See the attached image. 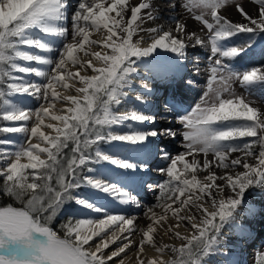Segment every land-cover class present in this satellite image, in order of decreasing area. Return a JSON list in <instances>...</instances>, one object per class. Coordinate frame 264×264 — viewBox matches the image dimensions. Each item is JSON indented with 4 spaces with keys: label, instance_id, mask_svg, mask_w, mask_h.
<instances>
[{
    "label": "snow or ice",
    "instance_id": "1",
    "mask_svg": "<svg viewBox=\"0 0 264 264\" xmlns=\"http://www.w3.org/2000/svg\"><path fill=\"white\" fill-rule=\"evenodd\" d=\"M255 2L260 5L258 18H253L240 5L236 6L243 18L252 25L248 26L233 23L218 13L217 10L224 7L227 0H187L183 6L188 11H199L195 19L202 21L208 30L206 39H202L195 32L186 33V25L177 22L174 31L185 35L178 38L177 35L162 28H151L146 30L151 43L141 46L145 37L140 33L145 30L137 22L143 20L142 10L151 7L149 2L141 0L133 6L129 4V0H111V3L105 6L97 0H80L71 16V42H66L62 49H57L52 43L43 42L41 38L36 37L34 30L67 41L68 0H0V85L6 83L5 77L11 80L5 87H0V119L21 122L18 126L0 127V133L23 134L29 141L23 143L10 139L0 140V145H13L15 148L14 151L0 148V162L4 164V167L0 168V176L4 177L2 190L5 195L21 204V207H14L11 204L0 206V264H108L113 257H118L129 248L132 243L130 240L109 255H105L104 249L110 244L116 240H128V236L117 235L115 230L107 239L101 234L113 225L118 226L120 234H131L136 218L114 215L108 205L119 203L140 207V201L126 188L121 187L119 178L116 182H110L89 175L88 173L93 171L89 165L108 162L124 170L147 169V163H133L102 151L99 147L100 142H127L136 145V151L139 152L148 137L177 135L171 129H166L163 133L155 130L115 133L112 130L113 125L124 124L129 119L141 123L154 122L155 117L138 111L117 113L113 108L120 105L128 96L124 89L131 87L132 74L136 72V60L150 56L158 47L176 53L182 60L186 48L192 42L193 46L206 44L210 46L214 59L209 90L204 93L202 103L197 104L191 113L178 118L185 129L182 135L187 153L199 151L207 155L211 152L227 169L241 164L240 159H232L230 164L225 163L229 153L243 151L247 156L253 154L252 149L255 145L258 144L260 147L257 165L243 163V168L247 171L237 173L235 177L233 175L219 177L225 180L233 191L238 189L237 198H230L227 203L220 200L219 212L213 211L210 214L203 205H198V211L202 209L211 217L204 219L203 226L191 224L198 234L181 237L180 232L176 231L175 236L186 242L179 248L162 244L156 249L161 253V257L146 262V264H203L204 259L218 248V235L222 224L232 217L233 210L243 203L245 190L254 184L264 182V113H258L256 108L239 97L222 98L223 94L235 96L231 89L234 78L240 79L242 75L241 83L245 84L254 80H264V73L257 75L259 71L257 69L240 74L224 62L225 58H234L243 52L245 47L250 46L226 47L224 41L237 33L264 32V0ZM175 6L171 5L173 8ZM129 10L130 18L125 20ZM112 12H115V16L109 15ZM206 14L211 16L212 22L205 18ZM146 15L149 20L154 19L151 12ZM101 27L107 31V35L102 39L103 47L111 49V54L106 51L103 53L91 51V46L101 41L90 39V31H99ZM134 37L137 39L134 40ZM22 46L36 48L48 54L58 51L59 58L54 60L51 55L32 54L22 50ZM80 51L90 58L82 62L76 55ZM91 57H95L104 67H93ZM18 59L54 66L50 71L22 66L16 62ZM68 62L92 68L98 75H80L79 71H70ZM12 70L35 74L37 77L45 78L47 82L32 83L23 77L13 76ZM77 78L84 85L76 89L83 94L82 97L61 96L57 92V85L68 89L70 85L66 81ZM142 87L148 89L147 84H142ZM17 95L25 99L34 97L37 101L44 100L46 103L41 104L33 113L23 106L22 100L12 99ZM57 99L71 102L74 107L68 108L67 111L72 115H55L50 111ZM135 99L143 101L145 97L137 95ZM33 115L36 123L29 128L27 122ZM44 117L59 121L62 127L54 124L44 125ZM42 125L54 128L56 135L52 136L42 131ZM32 137L38 138L47 146H42V143H31ZM243 137L255 139L243 145L233 143ZM69 144L72 145L70 149ZM64 149H69V152L65 153ZM39 153H46L47 160L42 159ZM22 158H26L27 163H22ZM162 158L171 161L166 169H159L166 172L169 177V181L160 186L161 196L157 197L158 206L163 208L164 214L157 217L149 208L145 215L151 214L155 224L164 221L169 211L178 220L192 221L193 216H180L179 213L181 208L192 202L193 195H188L185 200H181V196H184L186 191L192 193V190L198 187L201 195L195 199H201L204 194L211 197V189L219 188L215 185L217 177L210 173L205 180L212 183L200 186L195 175L191 179H182L175 171L177 163L185 161V153L172 157L163 151ZM195 165V160L192 164L185 162V171L194 168ZM203 167L205 169L209 167L207 159L204 160ZM27 169L32 171L29 173ZM121 175L125 180L132 179L127 171ZM174 181H178L179 184H174ZM81 188H89L96 194H102L104 202L97 203L80 196L78 192ZM161 199L165 200L164 204L159 203ZM68 201L100 213L103 218L78 219L75 222L69 220L60 225L64 233L60 236L48 225ZM167 201L179 202L181 208H172ZM211 203L215 206L216 200L212 199ZM217 216L220 224L215 223ZM142 231L143 238L139 242L141 253L144 251L145 242L154 245L152 233L155 229L150 223L147 230ZM34 233L47 237V243L34 238ZM94 237H101V242L96 243L93 250L90 241H93ZM86 245L88 247H85ZM166 250L174 258L163 259ZM139 264H145V261L141 259Z\"/></svg>",
    "mask_w": 264,
    "mask_h": 264
},
{
    "label": "bare ground",
    "instance_id": "2",
    "mask_svg": "<svg viewBox=\"0 0 264 264\" xmlns=\"http://www.w3.org/2000/svg\"><path fill=\"white\" fill-rule=\"evenodd\" d=\"M232 0H227V2ZM255 0H250L249 2H241L234 6L225 5L221 9H218V13L224 16L226 19H229L233 23L249 24L248 20L244 19L243 16L237 9V5H240L247 13H249L253 18H258L260 5L258 3H253ZM80 0H68V20L67 27L69 29V36L67 41L62 38L53 37L47 35L39 30H34L36 37L41 38L43 42L52 43L57 49L61 48V44L66 42H71V16L74 14L76 8L78 7ZM99 3H103L105 6H108L111 3V0H97ZM141 2V0H129V4L135 6ZM144 2H149L151 7L146 10H142L143 20L138 21L140 27L145 31L141 32L140 35L144 36L145 39L141 43V46H147L151 43L149 39V34L146 30L151 28H162L164 31L172 32L173 35H177L178 38L185 35V33H176L174 31L176 23H182L186 25V33L195 32L197 35L201 36L202 39H206L208 36V30L205 26L198 25L194 22L193 18L195 15L199 14V11L193 10L188 11L183 5L187 0H144ZM176 5L175 8L171 5ZM151 12L154 19L149 20L146 13ZM109 15L115 16V12L110 13ZM130 18V10L125 15V20ZM205 18L212 22V18H208L207 14ZM202 23V21H200ZM250 33H237L231 38H228L224 41L226 47H242V42H247V36ZM107 35L106 29H101L99 31H90V39L101 41L97 45L91 46V51H101L108 52L111 54V49H105L102 44V39ZM137 39L134 37V40ZM193 43H189V46L186 48L185 57L181 60L176 53L171 52L168 49L157 48L154 52L148 57H141L136 60V72L132 74L131 87L125 88L124 91L128 93V96L118 105L117 113L138 111L145 115H151L155 117L154 122H138L132 121L131 119L124 122L121 125H114L112 128L113 132L118 134L129 133L133 130L140 131H157L158 133H163L166 129H171L176 132L173 128L176 126L181 128L180 125L176 124V121L173 119L169 122H165L162 119L161 114H167L159 107L161 100L164 103H168L171 113L180 114L184 110L189 109V107L199 98L202 103V97L204 93L209 90V79L211 77V71L208 72L206 69V64L213 65L212 53L210 51V46L207 44L205 46H193ZM61 45V46H60ZM88 46L86 45V48ZM22 50H27L32 54L37 55H51L55 60L59 58V52H54L48 54L42 50L36 48H28L27 46H22ZM76 55L81 58L82 62L87 61L90 57L85 56L83 51L77 52ZM93 61V67L101 68L104 65L91 57ZM136 59V58H133ZM225 63L231 65L234 71L243 74L245 71H252L253 69L259 70L257 75L264 73V42L263 44L253 48L247 49L241 52L234 58H225ZM255 64V65H253ZM22 66L36 67L40 69H46L48 71L54 66H47L38 64L35 61L25 62L21 60ZM68 68L70 71H79L80 75H98L92 71V68L81 67L80 65H72L71 62H68ZM211 66V65H210ZM253 67L249 69L248 67ZM16 77H23L24 79L32 82L43 84L46 83V79L43 77H37L35 74H25V73H16ZM242 75L240 79L234 78L231 82L232 92L238 96L240 90H245L248 93L246 95H251L253 98H260L261 101H264V80H254L252 83L245 84L241 83ZM70 87L64 89L61 85L56 86L57 92L61 96L75 95L80 97L81 93L77 92L76 89L83 87L78 80H67L66 81ZM142 84H147L148 89L142 87ZM208 86V87H207ZM258 88H262L261 91H257ZM237 92V93H236ZM137 95H142L145 97L143 101H138L135 99ZM201 95V96H200ZM200 96V97H199ZM222 98L229 99V94H223ZM14 100H22L23 106L26 109L32 110L35 112V109L40 107L41 104H45L44 100L37 101L34 97L24 98L19 95L13 97ZM251 107H254L258 110V113H264V106L256 103H251ZM74 107L70 101H61L59 99L53 102V107L50 111L55 115H68V108ZM161 115V119L156 116ZM185 114L181 115L185 116ZM167 117V116H166ZM170 116H168L169 118ZM21 122H11L10 127L18 126ZM36 123L35 116L27 122L29 128L34 126ZM54 124L58 127H62V124L59 121L51 120L49 117H44V125ZM41 130L45 133L54 136L56 134L54 128H47L43 125ZM183 128L181 133H177L175 137L158 135L157 137H148L146 141L143 142V148L141 151H136L137 146L128 144L127 142L112 141L111 146L105 152L118 156L121 159H127L130 162L141 164L147 163V169L139 170H124L116 168V166L110 165L108 162H104L101 167H98L97 171L88 173L99 179H107L110 182H116L119 178L121 187L126 188L131 192L138 200H143L140 202V207H137L133 204L123 205L119 203H110L108 207L111 209L112 214L114 215H125L127 217H135L133 231L131 234L123 233L120 234L118 231V226L113 225L110 229H106L105 233L101 235L107 239L113 230L117 232V235H126L128 240H116L114 243L110 244L107 249H104L105 255H109L112 251L117 250L119 247L123 246L124 243L132 241L129 248L125 250L124 253H121L118 257H113L111 261H108V264H139L140 260L143 259L145 264L147 260L160 258L161 253L156 249L162 244H168L174 247L179 248L185 241L181 238L175 236V232L179 231L181 237H191L196 230L191 227L192 223L203 226V221L206 218H211L203 210H197L198 205H203V208L207 209V213L210 214L213 211L219 212V202L224 200L226 203L230 198H237L236 191H233L225 180L219 179V177L224 175H233L240 172L247 171L243 168V163H248L250 165L258 164V156L260 147H253L252 152L256 150L257 153L252 155H245L243 151L231 152L228 155V159L225 163H229L232 159H240L241 164L236 167H229L225 169L219 162L218 158L211 152L205 155L203 152H193L191 154L187 153V149L183 146L179 147L174 144L173 140L179 139L183 140ZM23 136V134H19ZM23 142L28 143V138L23 136ZM245 139H249L250 143L255 139L254 137H245L240 141L241 145L245 144ZM9 140V139H7ZM183 142H185L183 140ZM31 143H42V146H47L42 141L38 140L36 137L31 138ZM158 144V145H157ZM161 148H160V147ZM10 146L4 145L5 150H9ZM128 149V150H126ZM11 151V150H10ZM160 151H166L170 156L175 157L181 153H185V161L178 162L176 165V173L183 178L191 179L193 175L196 176L197 181L200 186L204 184H211V181H206L210 173L215 174L217 177L215 180V185L219 186L213 187L211 189L212 196L209 197L206 194L202 196L201 199H195L196 196L201 195L199 193V188L192 190V193L185 192L184 196H181V200L187 199L188 195H193V200L187 206L181 208L179 202L170 203L172 208H181L179 213L180 216H193L192 221L188 220H178L173 214L169 211L166 214V219L160 224H155L151 219V214L145 215L148 211V202L151 200V192L153 189L148 187L150 180L155 177V173H152L151 167L160 166L163 162L171 163L170 160H165L160 155ZM180 151L179 153H175ZM46 153H39L43 159ZM209 161V167L205 169L203 167L204 160ZM196 161V165L192 169L185 171L184 163L192 164L193 161ZM23 162L27 163L26 158H22ZM167 163V164H168ZM1 165L4 164L1 162ZM166 165V164H165ZM156 168V167H155ZM164 168V167H163ZM127 171L132 179L125 180L121 175ZM174 184H179L178 181H174ZM178 194V193H177ZM84 197L83 195H81ZM86 198V197H84ZM88 199L95 201L97 203H103L102 194H94L93 197H87ZM175 199V197H173ZM212 199L216 200V205L214 206L211 201ZM146 201V202H145ZM152 203V200L150 201ZM149 203V205H150ZM148 206V207H147ZM154 213L157 214V217L161 214H164L163 208L153 207L151 208ZM249 209L252 211L250 212ZM90 211L89 219H102L103 215L100 213H95ZM221 223L219 216L215 218V223ZM152 223L155 231L152 233L154 237V245L145 242L144 251L140 252L139 242L143 238V231L147 230V226ZM260 225V226H258ZM223 231L219 236V245L214 254L211 255L209 262L210 264H245L250 259L249 250L247 249V243H254L255 238H257L261 243L264 244V182L260 184H254L245 190L243 196V203L238 206L234 212L233 216L229 217L226 221L223 222ZM127 227V226H126ZM196 234V233H195ZM243 239V240H242ZM101 242V237H94L93 241H90V245L93 246L96 243ZM47 243V241H43ZM85 247H88L87 245ZM171 256L170 253L166 250L163 254V259L167 260Z\"/></svg>",
    "mask_w": 264,
    "mask_h": 264
},
{
    "label": "rangeland",
    "instance_id": "3",
    "mask_svg": "<svg viewBox=\"0 0 264 264\" xmlns=\"http://www.w3.org/2000/svg\"><path fill=\"white\" fill-rule=\"evenodd\" d=\"M249 1L250 0H232L231 3H230V1H228L225 5H231L232 4V6H234V5L239 4L241 2H249ZM253 3H255V2L253 1ZM196 11H198V10H196ZM207 17L210 18L211 16L210 15H207ZM193 20H194L195 23H197L198 25H201L202 26V23L200 21L196 20L195 18H193ZM247 37H248L247 38L248 39L247 42H242L243 43L242 46L250 45L248 47H245V48L250 49V50L253 49V48H255V47H257V46H259V45H261V44H263V42H264V32L257 31L255 33H250ZM249 38H251V39H249ZM61 45H60L61 46L60 49L63 48V44H61ZM212 59H214V58H212ZM16 62L19 63V64H21V60H19V59ZM253 65H255V64H253ZM212 66H213L212 64H208V66L206 64L205 67H206V69H207L208 72L211 71ZM253 67L251 66V67H248V68L251 69ZM17 72L18 71H16V70H12V75L16 77V75H17L16 73ZM5 81H6V83L7 82H11L10 78H8V77H5ZM6 83L4 85H0V87H5L6 86ZM261 89L262 88H258L257 87V91H261ZM237 92H238V94H237L238 96H236V95L235 96H230V98L235 99V97H239V98L243 99L245 101V103H248L249 105L251 103H256V104H259V105H263L264 106V101H261L260 98H253V97H251V95H246V93H248L247 91L240 90V91H237ZM82 95L83 94L81 93L80 97H82ZM12 99H13V97H12ZM159 103L161 104L159 106L161 108V110H163L164 112H167L169 114V115H167V114H161L162 116H164V117H162V119H164L165 122H169L172 119L174 121H176V124L180 125L181 128H178L176 126L173 129L176 132L181 133V131L183 129V125L179 122L178 118L181 117V115H183L185 113H186V115L189 114V113H191L192 112V109L195 108V106L197 104H201V100H199V98H198L189 107V109L184 110V112H182L181 115L180 114L178 115L176 113H171L170 112V107H169L168 103H164L162 100ZM117 108H118V106H115L113 108V111L116 112L117 111ZM68 115L70 116L72 114L69 113ZM161 115H156V116H158L161 119ZM168 116H170V117L168 118ZM10 125H11V122H9V121H3L2 119H0V127H10ZM113 127H114V125H113ZM244 138L245 137L238 138L236 141H233V143L241 144L240 141H242V139H244ZM7 139L14 140V141H17V142H23V140H24L23 139V136H21L19 134H15V133H0V140H7ZM173 142H174V144H176L179 147H181V146H183L185 144V142H183V140H179L178 138L175 139V140H173ZM245 143H250L249 139H245ZM111 144L112 143L100 142L99 147H100V149L102 151L105 152L107 149H109V147L111 146ZM8 146H10L9 147L10 148L9 150H11V151H14L15 150V148H14L13 145H8ZM258 146H259L258 144L255 145V147H258ZM71 147H72V145H71ZM0 148H3L4 149V145H0ZM69 149H70V147H69ZM67 152H69V151H67ZM179 152L180 151H178V152L175 151V153H179ZM197 152H199V151H197ZM200 153H202V152H200ZM253 153H257L256 150L253 151ZM160 155H162V152L161 151H160ZM43 159L47 160V154L44 155ZM21 162L22 163H26V162H23L22 160H21ZM167 163L168 162H163V164H161L160 166H155L156 168L155 167H151V169H152L151 171H152V173H155V175H154L155 177H153V179L148 182L151 185V188L153 189V192H151V200H152V203H150L151 200H149V202L147 204L150 207L147 206L148 207L147 209L153 208V207H158L157 197H160L161 196L160 186L161 185H165L166 182L169 181V177L166 174V172H161V171H159V169H161L163 167H164V169H166L169 166V164H170V163H168V164ZM103 164H104V162H101V164H91V165H89V167H91L93 169L92 172H94V171H97L98 167H101ZM3 167H4V165L2 166L1 165V162H0V168H3ZM26 171L30 173L32 170L31 169H27ZM0 178H3V180H4V177L3 176H0ZM29 180L31 181V176H29ZM52 183H53V185H55V181H53ZM1 184H3V182ZM78 194L80 196L83 195L84 197L87 198V197H93L94 194H96V193H94L89 188H81L79 190ZM139 201L140 202H144L143 200H140V199H139ZM149 203H150V205H149ZM159 203L160 204H164L165 203V200L164 199H161ZM140 204H142V203H140ZM7 205H9V204H7ZM7 205H1L0 204V206H7ZM11 205H13L14 207H21V204H11ZM233 212H234V210H233ZM90 215L91 214H90V211L89 210L84 209L82 206H78L74 202L68 201V202H65V204L62 206L60 212L54 218V220L52 221V223L50 225H48V226H50L54 231H56L58 233V235L63 236L64 233H63L62 229L60 228V225L62 223H66L69 220L75 222V220H78V219H89V216ZM217 224H220V223L217 222ZM258 226H260V225H258ZM222 231H223V226H222L221 231H220V233L218 235V239H219V236H220V234H221ZM196 234H198V233H196ZM33 236H34V238L40 239L42 243H43L44 240L47 241V237L43 236L40 233H34ZM260 243L261 242L257 238H255L254 243H247L246 244L247 245V249L249 250V255H250L249 257H250V259L245 264H264V244L263 245H260ZM212 254H214V251L208 257H206L204 259L203 264H210L209 259H210V257H211ZM172 258H174L173 255H171L168 259H172Z\"/></svg>",
    "mask_w": 264,
    "mask_h": 264
},
{
    "label": "trees",
    "instance_id": "4",
    "mask_svg": "<svg viewBox=\"0 0 264 264\" xmlns=\"http://www.w3.org/2000/svg\"><path fill=\"white\" fill-rule=\"evenodd\" d=\"M69 147L71 148V144H69ZM67 151H69V149H64L65 153H68ZM2 182H3V178H0V204L1 205L20 204L19 201H15L11 197H8L7 195L4 194L2 190V184H1Z\"/></svg>",
    "mask_w": 264,
    "mask_h": 264
},
{
    "label": "clouds",
    "instance_id": "5",
    "mask_svg": "<svg viewBox=\"0 0 264 264\" xmlns=\"http://www.w3.org/2000/svg\"><path fill=\"white\" fill-rule=\"evenodd\" d=\"M25 242H27V241H25Z\"/></svg>",
    "mask_w": 264,
    "mask_h": 264
}]
</instances>
